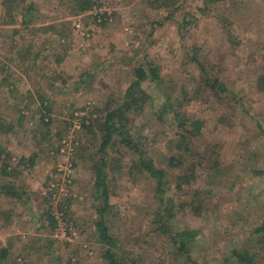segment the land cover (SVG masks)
Returning a JSON list of instances; mask_svg holds the SVG:
<instances>
[{"label": "rangeland", "instance_id": "1", "mask_svg": "<svg viewBox=\"0 0 264 264\" xmlns=\"http://www.w3.org/2000/svg\"><path fill=\"white\" fill-rule=\"evenodd\" d=\"M1 1L0 23L7 19ZM31 1L34 34L24 25L0 24V56L10 39L15 54L30 46L26 58L38 55L33 65H25L35 75V91L50 104V121L43 125L37 109L31 120L29 111L18 119L17 109L35 101L36 93L5 115L7 110H0V123L14 125L12 131H0L5 151L0 166L5 162L7 169L19 171L2 176L0 168V183L11 184L25 201L0 195V215L8 222L0 225V245L8 250L2 264H106L94 226L102 200L94 168L101 158L114 205L105 221L128 263L187 264L175 259L169 237L155 230L152 221L161 203L154 179L130 166L136 155L116 135L104 154L98 152V126L79 130L74 178L62 193L59 186L49 189L60 181L57 164L65 158L57 154L56 134L66 132L70 113L90 102L93 119H102L106 107L120 103L142 62L158 67L159 80L140 85L143 107L130 115L132 138L165 170L170 181L165 193L177 206L173 227L197 230L192 260L220 264L234 249H244L264 263V173L259 174L264 172V0H173L171 8L155 7L160 0H91V6L111 11L100 24L91 6L80 11L76 0ZM13 15L14 21L20 17ZM79 20L84 28H95L88 40L76 31ZM51 22L73 36L35 31ZM198 61L227 92L218 97L205 85ZM10 83H0V92L9 94L15 88ZM179 119L189 131L191 121L200 120L199 132L183 131ZM181 132L188 148L178 150ZM20 157L26 161L18 165ZM171 158L182 164L173 167ZM182 173L192 179L177 187L175 176ZM48 210L55 215L54 227Z\"/></svg>", "mask_w": 264, "mask_h": 264}, {"label": "trees", "instance_id": "2", "mask_svg": "<svg viewBox=\"0 0 264 264\" xmlns=\"http://www.w3.org/2000/svg\"><path fill=\"white\" fill-rule=\"evenodd\" d=\"M91 0H76V3L79 7L80 11H83L91 6ZM175 3L173 0H160L154 5L157 6H165L167 8H171L172 5ZM2 6L4 7V16L7 17V19H3L2 24L4 26H10V24H14L15 26H18L20 24L23 26V29L27 30L28 32H31V34H34V26H30L32 20L30 19L29 15L33 12V2L30 0L27 2V0H2L1 1ZM79 11V12H80ZM17 12L20 17L17 19V21H14V15L13 13ZM31 16V15H30ZM17 24V25H16ZM41 30L44 32H51L57 36H61V38H71L73 36L72 32H68V30H65L63 28L62 24L59 23L58 25H55L51 22L47 24H43L42 27L37 28L35 31ZM17 29H13L12 33L17 32ZM24 49H19L21 52L19 55L22 57L23 62L27 59L29 63H32V60L35 61L37 58V54H32L31 60L26 58L29 54H31V47H23ZM198 64L200 66V69L202 71V79H204L205 85L209 87L211 90L215 91L214 93L216 96L219 97L221 93L227 92V88L224 86V84L219 81L217 78H211L208 74V70L204 67L201 61H198ZM26 68H28V64L25 65ZM159 80V74H158V67L153 65L149 62H142L138 64L133 69V79L130 81V84L127 86V88L123 92V96L121 98V101L119 104L115 105L114 107H106L105 113L103 115L102 119H93L95 111L92 109V111L89 112L87 119V124H82V131H87L89 128H92L94 126H98L99 132L102 133L101 136V143L98 148V152L106 153L107 147L114 144L115 135L118 137V142L125 146L127 149H129L131 152H133L136 157L132 160L131 165L134 169L136 168L140 172H145L149 177L154 179L155 182V188L154 193L156 198H159L160 205V211L155 213L153 223L158 225L155 227V230L160 232L161 234H165L169 237L170 243L172 245V250L174 251L175 259L183 258V260L186 261L187 264H200L198 262H195L192 260L191 257V250L193 247V243L195 240V235L197 233V230H191V229H176L173 227V219L175 217V214L177 212V206L175 203L168 199L166 196V188L168 183L170 182L167 179V175L165 173V170L159 166H157L153 160L152 157L147 155L146 151L143 149L144 147L142 144L135 142L134 138H132L131 134V117L130 115L132 113H135L139 111L142 107V96L144 95V91L140 89V85L143 82L150 81V82H157ZM33 98V96H30V100ZM36 99L38 100L37 103H35V111H39L40 117L39 120L42 122L43 125H48L49 123V114H50V104H48L47 100L43 96L42 93L37 92L36 93ZM34 103V100L26 103L24 106H30ZM21 108L18 114V119L21 121L23 117H26L27 109L26 107ZM17 107V106H16ZM1 110V109H0ZM1 112V111H0ZM8 111L3 112L2 114L5 115L8 113ZM34 114H30L29 120L32 119ZM72 115V112L70 113L69 117ZM177 115V114H176ZM0 116L1 113H0ZM68 117V119H69ZM67 119V127L69 125V120ZM191 131H189L186 128V124L184 121H181V119L178 120V127L182 129L183 131H186L187 133L191 134L194 132H199V129L201 127V121L195 120L191 121ZM66 127V129H67ZM14 128L13 123H0V131L7 133L8 131H12ZM49 131L46 130L44 132V136H49ZM61 136L59 133L56 134V137L61 139ZM180 137L176 147L178 150H181L182 148H188L187 142L184 143L183 139V132H181V135H178ZM81 144V136L79 137V143L76 147H80ZM58 147V146H57ZM56 147V149H57ZM75 150V152H76ZM5 151L0 147V156ZM75 154V153H74ZM4 161V159H2ZM30 159H28L29 161ZM26 159L24 157H20L18 160L19 164H24ZM170 165L173 167L180 166L182 164L181 159H169ZM105 164V161L100 159V163L96 164V167L94 168V174H95V186L98 189L99 196L102 198L99 205L96 206V212L99 215V218L94 222V226L96 228L97 232V239L98 244L100 245V253L99 255L105 260L106 264H129L131 263V259H129L128 256H126L125 252L121 251L118 247L116 238L110 233L108 229L107 222L105 221V216L107 213H109L113 208L114 205L109 203L108 200V188L105 183L106 179V173L104 171V168L102 165ZM1 168L2 176H9L12 173L16 172L17 174L19 171H16V169H7L8 164L3 163ZM264 172L261 171L259 174H263ZM192 179L191 173H182L175 176V183L177 187H180L182 184L188 182ZM0 195L9 196L12 198H15L16 201L25 202L20 194L17 192H14L13 186L7 183H0ZM65 203V202H64ZM64 205V204H61ZM179 207L182 209L184 207V204L181 203ZM49 215L51 221V227H54V218L55 215L48 210L47 214ZM7 219L2 217L0 215V225L6 226L7 225ZM262 229H264V224L262 225ZM7 248L2 247L0 245V264H2V261L7 257ZM262 256L264 258V252L262 253ZM58 260V259H57ZM129 262V263H128ZM56 264H60L59 261H57ZM220 264H264L261 263L256 254H251L247 250L244 249H234L232 252V256L228 259H224Z\"/></svg>", "mask_w": 264, "mask_h": 264}, {"label": "built area", "instance_id": "3", "mask_svg": "<svg viewBox=\"0 0 264 264\" xmlns=\"http://www.w3.org/2000/svg\"><path fill=\"white\" fill-rule=\"evenodd\" d=\"M91 15L95 18L96 23L100 24L105 22L107 18H109L111 11L107 9L105 6H100L98 4H94L90 7ZM76 31H78V35L80 39L83 41L88 40V38L92 35L95 28L93 27H83L82 22L79 20L74 23ZM80 46H84L83 42L80 43ZM92 103L88 102L86 105L75 109L72 112V115L69 117V125L66 129V132L61 136V139L58 143V147L56 149L57 154L63 156L65 158L64 163L57 164V175L60 176V181L58 179L50 183L49 189L51 191L55 190V187L59 186V191L62 193L64 191V186L71 182L74 178L75 173V165L72 161V157L74 156L76 147L79 143L78 131L82 130V124H87L88 119L87 116L90 111H92ZM27 114V112H26ZM15 160L14 158L12 159ZM58 197L55 193H53V198Z\"/></svg>", "mask_w": 264, "mask_h": 264}, {"label": "crops", "instance_id": "4", "mask_svg": "<svg viewBox=\"0 0 264 264\" xmlns=\"http://www.w3.org/2000/svg\"><path fill=\"white\" fill-rule=\"evenodd\" d=\"M0 24L2 25V27L0 26L1 28L5 27L2 22ZM53 35L56 36L55 34ZM9 41V47L7 45L6 48L1 49L2 53L0 56V83L5 84L11 82L10 87L12 88L13 86H15V88H13L12 91L10 90L9 94H6L5 90H2L0 92V107H2L1 110L4 111H10L14 109V107L18 106L19 101H22L24 97H30L32 96L31 94L37 93V91H35V86L33 85L35 75L29 70L31 66L28 68L25 67V64L27 63L26 61L28 60L26 59L23 62L22 57L19 55L20 53H14L15 51L14 45L12 43L13 41H11V39ZM93 42L96 43V39L93 40ZM93 42H91V44ZM65 57L66 59L69 58L68 56ZM35 61H37V59H35ZM35 61L32 60V65ZM37 101L38 100L35 99L32 105L26 106L27 111L33 114L32 110L35 109V103H37ZM24 105L21 104L20 106L23 108Z\"/></svg>", "mask_w": 264, "mask_h": 264}]
</instances>
